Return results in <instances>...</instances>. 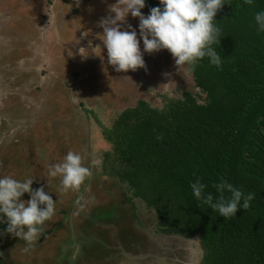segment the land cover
I'll return each instance as SVG.
<instances>
[{"label": "rangeland", "instance_id": "1", "mask_svg": "<svg viewBox=\"0 0 264 264\" xmlns=\"http://www.w3.org/2000/svg\"><path fill=\"white\" fill-rule=\"evenodd\" d=\"M114 3L0 0V178H33L32 188L44 187L56 202L28 251L0 223V264H199L197 237L160 232L155 212L103 172L109 146L100 126L120 111L139 100L161 108L183 92L205 99L188 66H177L167 50L144 53L147 71L118 73L108 64L98 21ZM127 23L139 38L138 18L129 14ZM70 150L92 172L80 193H62L59 177L48 175Z\"/></svg>", "mask_w": 264, "mask_h": 264}, {"label": "trees", "instance_id": "2", "mask_svg": "<svg viewBox=\"0 0 264 264\" xmlns=\"http://www.w3.org/2000/svg\"><path fill=\"white\" fill-rule=\"evenodd\" d=\"M145 5L162 7L160 0ZM260 11L264 0H224L214 18L220 44L212 46L222 68L207 57L194 70L188 66L203 103L190 92L161 108L139 100L100 126L109 146L103 172L155 212L160 232L197 237L199 264H264V32L254 20ZM197 179L214 200L221 179L255 199L225 219L195 199L190 183Z\"/></svg>", "mask_w": 264, "mask_h": 264}, {"label": "clouds", "instance_id": "3", "mask_svg": "<svg viewBox=\"0 0 264 264\" xmlns=\"http://www.w3.org/2000/svg\"><path fill=\"white\" fill-rule=\"evenodd\" d=\"M244 3L252 5L253 0H244ZM160 5L150 8L147 16L141 11L146 6L145 0H116L108 6L109 15L98 21L103 29L108 64L118 73L141 68L147 71L144 53L167 50L177 66L194 70L197 62L207 57L213 66L222 68L221 56L212 46L220 44V29L214 18L223 8L224 0H160ZM129 14L139 20V38L127 23ZM254 20L258 32H264V11L257 12ZM155 138L159 141L163 136L157 134ZM48 175L59 177L62 193H80L92 172L85 166L84 158L70 150L62 162L49 166ZM32 184L33 178L24 181L11 176L0 178V223L7 224L6 234L26 242L25 251L33 248L44 232L43 226L54 215L56 204L44 187L33 189ZM190 187L200 205H207L225 219L236 216L241 201L242 208L248 210L255 199L254 192L245 193L224 179L213 185L218 193L215 200L211 193L205 192L206 186L199 179L191 182ZM25 193L30 196L27 201L21 199ZM84 199L82 194L78 195L74 203L82 206Z\"/></svg>", "mask_w": 264, "mask_h": 264}, {"label": "crops", "instance_id": "4", "mask_svg": "<svg viewBox=\"0 0 264 264\" xmlns=\"http://www.w3.org/2000/svg\"><path fill=\"white\" fill-rule=\"evenodd\" d=\"M164 256V255H163Z\"/></svg>", "mask_w": 264, "mask_h": 264}]
</instances>
